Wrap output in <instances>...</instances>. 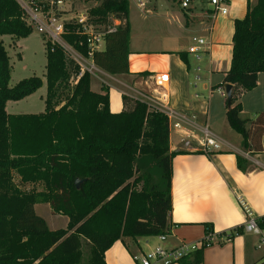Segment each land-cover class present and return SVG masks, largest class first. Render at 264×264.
I'll list each match as a JSON object with an SVG mask.
<instances>
[{"label": "trees", "instance_id": "obj_1", "mask_svg": "<svg viewBox=\"0 0 264 264\" xmlns=\"http://www.w3.org/2000/svg\"><path fill=\"white\" fill-rule=\"evenodd\" d=\"M91 21L98 25L120 20L107 34L103 51L93 62L111 75L130 74V0H95ZM33 28L17 0H0V264H107L106 252L125 238L165 235L170 230L172 161L170 121L146 101L123 95L125 109H110L109 87L92 89V74L59 44L46 42L47 95L41 113L11 114L9 101H20L43 85L41 77L10 86L11 58L4 35L27 38ZM64 39L88 56L84 37L67 25ZM232 63L223 83L233 84L227 121L246 149L264 147V111L257 119L243 118L237 100L258 86L264 73V0L249 1L244 18L235 20ZM188 63L185 53H180ZM143 74H147L144 72ZM250 122V125H249ZM151 157L162 170L165 186L139 164ZM240 168L246 169L239 157ZM32 184L41 189H23ZM83 180L80 187L76 179ZM49 204L52 212L69 218L67 228L51 229L35 210ZM264 229V217L258 219ZM213 231L207 225V232ZM242 227L228 239L243 234ZM180 260L203 262L205 248Z\"/></svg>", "mask_w": 264, "mask_h": 264}, {"label": "crops", "instance_id": "obj_2", "mask_svg": "<svg viewBox=\"0 0 264 264\" xmlns=\"http://www.w3.org/2000/svg\"><path fill=\"white\" fill-rule=\"evenodd\" d=\"M195 1L191 0V6L184 8L179 0L185 18L181 13L173 15L168 11L170 23L178 24L176 29L171 32L158 29L166 32V36L157 37L145 31L144 42L140 43L133 36L130 0V74L111 75L96 65L92 74L94 91L102 92L103 85L109 87L110 109L113 113L126 108L124 94L143 100V96L157 99L165 94L170 106L188 117L194 127L210 128L208 99L217 90L227 99L221 89L226 84L223 83L225 73L231 68L235 20L245 17L249 1L254 5L257 0H231L229 14L216 18L211 16V7L206 1L201 0L200 5H196ZM135 2L144 9L151 0ZM198 6L200 11L196 12ZM147 11L150 15H158V10ZM157 18L159 21L153 25H161L159 15ZM189 30L196 33L193 37H204L209 43L200 59L188 51L193 40ZM180 53H185L188 63ZM202 72L207 76L203 80ZM163 73L169 74L170 81L164 87H157V78ZM215 73L219 74L217 80L212 78ZM263 74L259 75L258 86L252 91H244L237 100L243 106L242 115L246 109L244 98L247 100L253 91L260 88ZM191 129L196 132L192 126ZM212 133L223 142V149L212 153L197 152L187 149L178 130L171 126V152H175L171 186L173 209L167 239L158 246L172 249L183 244H198L206 238L208 225L214 231V237L205 248L200 264H264V229L259 234L244 232L228 240L230 232L242 227L248 220L239 203V196L248 201L256 218L264 217V147L256 149L251 146L246 149L243 138H232L230 131L223 135L221 132ZM239 157L246 169L240 168ZM139 164L154 175L160 186H165L162 170L155 166L156 161L151 157H142ZM155 237L160 239V236H151L118 240L106 252V263L139 264L138 257L151 250L150 241Z\"/></svg>", "mask_w": 264, "mask_h": 264}, {"label": "built area", "instance_id": "obj_3", "mask_svg": "<svg viewBox=\"0 0 264 264\" xmlns=\"http://www.w3.org/2000/svg\"><path fill=\"white\" fill-rule=\"evenodd\" d=\"M24 10V19L33 30L44 35L52 43L59 44L65 52L74 59L84 71L91 74L96 70V64L93 62L95 52L103 51L106 46L105 37L107 34L117 30L120 20L112 17V24L98 25L91 21L90 10L80 11L74 0H17ZM211 7V16L216 18L220 15H227L230 12L231 0H208ZM184 8L191 6V0H181ZM75 26L76 32L84 37L83 43L88 47V56L77 50L64 39L67 25ZM209 46L204 37H193L192 44L189 46V53L194 54L198 59L202 52ZM170 81V76L163 73L157 78V87H164ZM223 95L227 96L225 87L221 89ZM142 101L148 103L152 108L158 109L167 115L170 121V127L173 125L182 136V142L185 147L192 151H203L212 153L223 149V142L215 136L208 126L202 128L194 127V124L179 110L166 101L167 95L162 94L160 98L152 99L143 96ZM191 126L196 129V133ZM239 203L244 209L248 220L242 226L244 232L261 233L258 225V218L254 215L248 201L239 196ZM169 232L161 235L162 241L167 239ZM214 237V231H208L206 238L198 244H183L178 248H166L157 246L154 249L145 252L138 257L139 264H174L180 262L182 258L202 248L209 246ZM230 240V239H228Z\"/></svg>", "mask_w": 264, "mask_h": 264}, {"label": "rangeland", "instance_id": "obj_4", "mask_svg": "<svg viewBox=\"0 0 264 264\" xmlns=\"http://www.w3.org/2000/svg\"><path fill=\"white\" fill-rule=\"evenodd\" d=\"M132 5V19H133V36L134 39H138L140 43H143V38L145 37V31L149 34L157 36H166V32H160L158 29H165L172 31L178 27V24L173 25L170 23L168 18L169 13L176 14L181 13L185 18V13L181 8L179 0H151L147 3V7L142 9L138 6L135 0H131ZM206 1L209 4L208 0ZM196 5L201 4V0H196ZM80 11L90 10L92 7L98 5L100 2L95 0H74ZM163 5H166L164 7ZM210 5V4H209ZM148 9L152 11L158 10L159 18H161V25H153L159 21L158 15H150ZM196 12L200 11L199 6L195 9ZM168 11H170L168 13ZM169 23V25H168ZM166 24V25H165ZM190 36H194L196 33L189 30ZM169 35V34H167ZM207 35V34H206ZM208 36V35H207ZM206 36V37H207ZM2 39L5 43L6 49L9 52L12 65V78L10 81V86H15L18 82L25 78L38 76L44 81V85L34 94L20 100V101H9L7 104V111L11 114H24V113H41L45 111L46 108V95H47V81H46V71H47V38L33 30V33L27 38L15 39L11 35H4ZM187 44V43H186ZM204 66V64H202ZM206 72V71H205ZM202 72V80L205 78L206 73ZM219 74L215 73L213 79L217 80ZM207 77V76H206ZM95 79H98L95 77ZM264 74L262 76V85L259 89L253 91L247 100L244 98L246 109L243 113V118L246 119H257L258 115L264 111ZM111 82V81H110ZM100 84V83H99ZM104 84V83H103ZM102 85V83L100 84ZM129 91L128 89H125ZM199 90L202 92L201 87ZM210 120L209 126L214 132H221V134H226L228 131L232 133V138L242 139V136L233 131L227 122V99L222 97L221 94L216 91L210 99ZM250 125V122H249ZM15 181L17 184L21 185L23 189L32 190L33 188L40 189V186L34 185H22L18 175H15ZM36 213L43 217L49 224L51 229L67 228L69 219L66 216L55 215L49 204L43 203L38 204L35 207ZM158 237L153 238L150 241L151 248H156L158 245H163ZM87 256H89L88 249H85V255L83 258V263L87 264Z\"/></svg>", "mask_w": 264, "mask_h": 264}, {"label": "water", "instance_id": "obj_5", "mask_svg": "<svg viewBox=\"0 0 264 264\" xmlns=\"http://www.w3.org/2000/svg\"><path fill=\"white\" fill-rule=\"evenodd\" d=\"M225 89H226V93H227V104H228V106H231L232 103H233V84L226 83L225 84ZM82 182H83V180L77 178L76 179L77 187H80Z\"/></svg>", "mask_w": 264, "mask_h": 264}]
</instances>
